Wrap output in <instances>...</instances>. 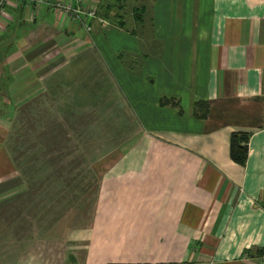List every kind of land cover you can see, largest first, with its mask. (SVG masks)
<instances>
[{"label":"crops","instance_id":"1","mask_svg":"<svg viewBox=\"0 0 264 264\" xmlns=\"http://www.w3.org/2000/svg\"><path fill=\"white\" fill-rule=\"evenodd\" d=\"M54 1L0 20V132L29 144L39 119L117 101L135 136L99 176L90 225L15 264H264V0H84L98 3L89 31Z\"/></svg>","mask_w":264,"mask_h":264},{"label":"rangeland","instance_id":"2","mask_svg":"<svg viewBox=\"0 0 264 264\" xmlns=\"http://www.w3.org/2000/svg\"><path fill=\"white\" fill-rule=\"evenodd\" d=\"M101 1L118 6V0ZM134 1L125 0V8ZM122 111L117 101L75 106L71 117L39 119L29 144L20 143L17 127L0 132V264H15L37 240L90 225L99 176L135 136Z\"/></svg>","mask_w":264,"mask_h":264},{"label":"built area","instance_id":"3","mask_svg":"<svg viewBox=\"0 0 264 264\" xmlns=\"http://www.w3.org/2000/svg\"><path fill=\"white\" fill-rule=\"evenodd\" d=\"M21 0H0V20L4 17L7 6L18 5ZM33 8H38L44 0H26ZM87 4L84 0H55L51 4V10L55 16L63 17L76 24L86 31H89L87 25L91 21L98 20L97 2L93 1L90 7L85 8Z\"/></svg>","mask_w":264,"mask_h":264},{"label":"trees","instance_id":"4","mask_svg":"<svg viewBox=\"0 0 264 264\" xmlns=\"http://www.w3.org/2000/svg\"><path fill=\"white\" fill-rule=\"evenodd\" d=\"M164 104V103H163ZM162 105V103H161ZM209 114L207 103H197L193 106V116L199 120H205ZM249 136L244 133H235L230 137V159L233 163L244 167L248 157ZM264 257V250L261 252Z\"/></svg>","mask_w":264,"mask_h":264}]
</instances>
